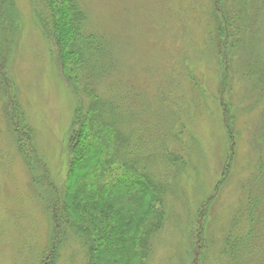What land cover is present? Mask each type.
I'll return each instance as SVG.
<instances>
[{"label":"rangeland","instance_id":"rangeland-1","mask_svg":"<svg viewBox=\"0 0 264 264\" xmlns=\"http://www.w3.org/2000/svg\"><path fill=\"white\" fill-rule=\"evenodd\" d=\"M62 1L0 5V264H51L50 201L77 196L110 158V133L112 150L83 139L102 156L73 173L90 94L114 104L100 105L90 130L112 126L126 158H139L132 166L165 186L147 264H264V0H78L85 32L106 45L88 55L100 71L89 93L82 68L73 83ZM38 169L49 184L32 180ZM56 247L55 264H89L80 238Z\"/></svg>","mask_w":264,"mask_h":264},{"label":"trees","instance_id":"trees-1","mask_svg":"<svg viewBox=\"0 0 264 264\" xmlns=\"http://www.w3.org/2000/svg\"><path fill=\"white\" fill-rule=\"evenodd\" d=\"M4 1L0 0V5ZM60 4L70 12L68 19H65L66 23L62 27L69 28L74 36L73 43L70 45L71 51H69V54L73 56L69 65V69L75 75L72 78L73 83L79 90L82 79L80 72L83 69L84 76L86 75L84 77L86 79V83L83 84L84 89L88 93L92 92L90 79L97 76L99 69L98 67L94 69L95 67L89 66L90 56L88 55L92 52H105L106 45L96 34L85 32L88 15L82 9L78 0H64ZM52 7L54 8V5ZM54 25L56 30L55 17ZM85 64L87 67H83ZM104 69L106 68L104 67ZM75 73H78V75ZM90 95L92 96V94ZM91 96L88 106L86 101L83 100V107L77 116L76 122L85 131L73 137L77 140L72 152L74 163L72 166L75 170L73 173H76V168L78 172H86L88 163L92 160L98 162L95 156H98V154L102 156L94 145L85 146V142H82L83 139L97 138L100 145H102V148L98 146L99 149L112 150L109 145L113 141L111 139L107 143L105 141L106 134L110 133L109 135L115 139L112 144L114 150L111 154L108 153L110 158L107 159L106 165H100L102 163L99 162V164L96 163V167L89 169V174H87L89 183H79L77 196H71L70 200L64 199L62 204H59L60 202L57 200L50 201V206L54 209L52 219L55 228L52 234L54 244L51 245L48 259L52 257L51 264H55L56 245L63 244L72 234L74 237L80 238L86 246L90 255L89 264H147L152 247V237L167 218L162 196L165 186L154 180L150 176V172L146 173L141 170L142 173L140 174L138 168L132 166L133 163L135 165L136 162H139V158L135 156L126 158V156L132 154L130 149L126 150V146L130 144L120 138L118 131L114 130L112 126L105 124L99 131L90 130L91 121L95 120L96 116L102 115V112H99L100 105L104 104V107L108 110L110 105L113 104L112 101L109 102L101 97ZM105 149L102 153L106 151ZM128 167L135 171L130 178L129 176L125 177V171ZM32 168H34V165ZM34 174L32 180L39 182L40 185L49 184L46 170L41 171L38 169L34 171ZM104 177L106 181H103ZM136 177L142 178L144 184L149 187L145 190L146 194L141 191L144 188L143 186L141 188L134 183L124 181L136 179ZM89 190H91V197L88 195ZM146 195L148 198L145 197ZM148 199L150 201L149 208L142 212L145 200ZM48 263L46 257L43 264Z\"/></svg>","mask_w":264,"mask_h":264}]
</instances>
